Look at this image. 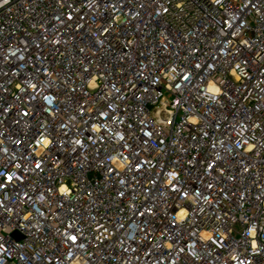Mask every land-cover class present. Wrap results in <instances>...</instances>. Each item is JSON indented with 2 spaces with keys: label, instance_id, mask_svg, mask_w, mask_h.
I'll return each mask as SVG.
<instances>
[{
  "label": "built area",
  "instance_id": "built-area-1",
  "mask_svg": "<svg viewBox=\"0 0 264 264\" xmlns=\"http://www.w3.org/2000/svg\"><path fill=\"white\" fill-rule=\"evenodd\" d=\"M0 264H264V0H0Z\"/></svg>",
  "mask_w": 264,
  "mask_h": 264
},
{
  "label": "water",
  "instance_id": "water-1",
  "mask_svg": "<svg viewBox=\"0 0 264 264\" xmlns=\"http://www.w3.org/2000/svg\"><path fill=\"white\" fill-rule=\"evenodd\" d=\"M14 235H16V236H17V233H14Z\"/></svg>",
  "mask_w": 264,
  "mask_h": 264
}]
</instances>
